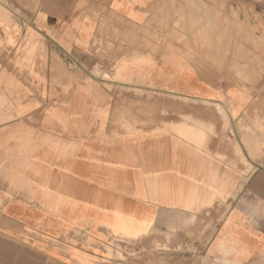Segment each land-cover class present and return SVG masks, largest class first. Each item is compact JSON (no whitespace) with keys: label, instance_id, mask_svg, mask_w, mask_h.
Listing matches in <instances>:
<instances>
[{"label":"crops","instance_id":"0c3cea01","mask_svg":"<svg viewBox=\"0 0 264 264\" xmlns=\"http://www.w3.org/2000/svg\"><path fill=\"white\" fill-rule=\"evenodd\" d=\"M161 12L0 0V264H126L115 241L146 237L168 264H264V102L163 55Z\"/></svg>","mask_w":264,"mask_h":264},{"label":"rangeland","instance_id":"374dc122","mask_svg":"<svg viewBox=\"0 0 264 264\" xmlns=\"http://www.w3.org/2000/svg\"><path fill=\"white\" fill-rule=\"evenodd\" d=\"M1 2L32 8L39 0ZM161 11L163 55L178 52L199 75H208L211 88L221 89L216 101H230L226 92L252 87L264 102V0H161ZM115 243L126 252L116 262L168 264L172 257L155 255L161 245L151 237ZM50 264L57 263L50 259Z\"/></svg>","mask_w":264,"mask_h":264}]
</instances>
